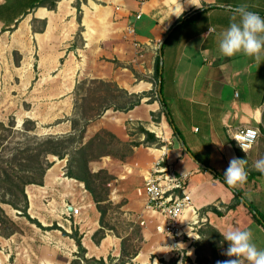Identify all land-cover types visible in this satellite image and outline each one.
I'll list each match as a JSON object with an SVG mask.
<instances>
[{"label": "crops", "instance_id": "obj_1", "mask_svg": "<svg viewBox=\"0 0 264 264\" xmlns=\"http://www.w3.org/2000/svg\"><path fill=\"white\" fill-rule=\"evenodd\" d=\"M53 1L55 7L50 8ZM76 1L0 0V34L16 30L12 35L17 48L24 62L34 66L29 74L34 82L32 92L43 94L36 98L73 100L77 84L84 78L111 81L129 93L155 89L156 98L145 96L126 111L107 108L96 121L90 119L86 129L90 136L105 129L131 147L119 164L104 160L103 165L114 173L116 196L126 198L125 212L137 223L145 220L142 244L135 256H124L122 237L101 224L92 194L77 203L69 196L70 181L84 183L66 175V163L58 160L47 169L42 184L26 186L28 213L43 227L18 209L10 214L20 229L10 236L0 234L2 264H95L90 258L115 264L121 257L126 258L125 264H174L166 236L156 229L162 216L145 209L144 176L160 148L144 143L145 134L139 130L151 131L154 117L162 111L155 77L159 56L162 96L177 128L176 133L162 112L159 123L165 137L161 140L168 147L174 170L192 171L188 190L197 208L196 216L190 211L183 216V250H188L196 264L229 259L224 255L227 244L220 241L211 246L208 226L220 233L233 228L250 230L253 242L264 250V225L210 169L224 175L231 159L247 160V182L236 189L243 193L240 198L251 201L264 215V174L253 167L255 160L264 157L262 146L256 147L264 138V62L257 64L243 54L224 57L217 41V33L230 23L227 6L247 4L250 11L264 17V0H82L81 11ZM180 16L184 19L176 22ZM210 25L217 33L207 35ZM171 28L160 53V42ZM247 125L261 130L250 154L231 137L233 130ZM71 131L69 121L62 132ZM67 203L80 207V212L69 214ZM191 217L199 222L191 225ZM55 222L59 228H51ZM73 227L80 232L87 262L70 235ZM99 229H104L102 235L96 234Z\"/></svg>", "mask_w": 264, "mask_h": 264}, {"label": "rangeland", "instance_id": "obj_2", "mask_svg": "<svg viewBox=\"0 0 264 264\" xmlns=\"http://www.w3.org/2000/svg\"><path fill=\"white\" fill-rule=\"evenodd\" d=\"M15 32L16 30L14 29L12 34L14 35ZM12 34L8 32L4 35L0 34V120L7 125L13 120L15 126L13 129L4 132V139L0 138V154L7 153L10 147L21 144L27 134H37L39 136L66 134L62 131H64L65 126L71 119H78L79 129L86 118L89 123L91 122L90 119L96 121L102 115L106 105H120L125 101V98L121 95V91L114 82L105 80L106 83H103L100 81L103 79L99 78L82 79L77 84L73 100L70 99L68 101L65 98H36L35 95L43 94H34L32 92L34 82H30L29 74L34 71V66L32 62L28 65V60L24 62V55L17 48V41L13 39ZM149 92H152V99L156 98L155 89ZM157 117V119L154 117L155 125L159 124L162 112ZM27 118L34 121V125L36 126L34 131L24 130L23 123ZM150 128L153 127L150 126ZM96 135H99V137L95 139V148L89 151V153L94 152L96 159L89 162V168L92 173L103 170L100 172L99 178H92L95 182L93 186L97 191L98 199L101 200V207L105 209L101 224L104 227L113 229V231L122 237L123 253L127 255L140 248L142 244L141 226L143 224L141 222L137 223L133 216L130 213H126L122 208L126 202V198L116 196V182L113 180L114 173L109 171L106 164L103 165V161L107 160L113 164H119L120 159H125L132 150L129 144L120 142L118 138L111 136L105 129L95 131L91 136L89 133H85L83 141L87 142ZM260 141L261 143H259ZM260 141L256 144V147L262 146L264 152V138ZM153 147H160V145L153 144ZM254 149L255 146L247 152L250 154ZM99 153L104 154L99 155ZM48 158L52 161V164L58 160H62V163H66L67 170L68 156L60 158L50 154ZM63 159H66V161H63ZM61 162L57 164L60 165L62 164ZM107 176H111V178L109 179ZM67 188L71 192L69 196L73 197L76 203L82 201L84 199L83 196L91 193L85 187V184L80 185L75 181H70ZM119 191L117 190V192ZM3 206L9 216L17 213V209L11 205L3 204ZM17 226L19 227L18 224ZM52 226V228H59L57 222ZM73 231H77L80 234L79 230H75L74 227L71 232ZM102 233H104V229L98 235H102ZM12 259L11 257V261ZM0 264H2L1 261ZM174 264H176V259Z\"/></svg>", "mask_w": 264, "mask_h": 264}, {"label": "trees", "instance_id": "obj_3", "mask_svg": "<svg viewBox=\"0 0 264 264\" xmlns=\"http://www.w3.org/2000/svg\"><path fill=\"white\" fill-rule=\"evenodd\" d=\"M82 0L76 1V6L78 11H81ZM86 1V0H83ZM50 8L55 7V2L53 1ZM184 19V17L180 16L176 22ZM45 23H43V26ZM174 26V25H173ZM172 26V27H173ZM155 76L157 78V84L159 83L160 77V56L157 58L155 65ZM103 83H106L105 80H100ZM79 84V83H78ZM116 84V83H114ZM78 86V85H77ZM118 87V86H117ZM119 88V87H118ZM121 91V95L125 98V101L120 105L108 104L105 106L107 108H114L119 110H129L134 106L141 103V100L145 96H152V92H142V93H129L124 88H119ZM157 99L160 101L162 105V111L168 121V123L174 126V121L171 116L170 110L167 108L164 97L161 96L162 90L156 89ZM152 97L150 98V100ZM99 114V113H98ZM155 116V114H154ZM158 117H156L157 119ZM72 121V131L66 134L58 135V134H49L44 136H39L37 134H27L25 139L21 144L12 146L9 148L8 152H4L0 154V234L4 236H9L15 231L19 230L16 222L9 216L3 204H9L13 208L20 210V214L26 216L30 221L36 223L38 226L43 227V225L36 219L32 218L28 213V196L26 193V186L28 184L37 183L42 184L44 181V175L46 170L52 165V161L48 158L50 154L56 155L60 158L68 156V164L66 175L69 177L76 178L82 181L85 184V187L92 193L94 200L97 203V206L101 212V221L103 219L104 210L101 207L100 201L98 199L97 191L93 186L94 178L100 177V170L96 173H92L89 168V162L96 159V155L93 153H89L92 149L95 148V139L99 137V135L94 136L89 139L87 142H84L85 133L87 129V125L89 123L88 119L83 120L81 127L78 129V119H71ZM15 126L14 121H10L7 125L5 122L0 120V138L4 137V132L13 129ZM34 121L27 118L23 123L24 130H35ZM79 130V131H78ZM139 130L145 134L144 143H148L149 145L157 144L162 145V141L155 135L154 132L140 127ZM107 131V130H105ZM174 131L177 133V128L174 126ZM24 132V131H23ZM111 136L115 137L114 134L107 131ZM264 132V130H263ZM5 138V137H4ZM3 138V139H4ZM120 141V140H119ZM122 142V141H120ZM104 153H99L102 155ZM206 167L209 168L208 164ZM216 177L220 178L224 182V175L220 173L215 168H210ZM107 178H111V176H107ZM225 183V182H224ZM226 184V183H225ZM227 185V184H226ZM228 186V185H227ZM229 187V186H228ZM231 188V187H230ZM233 189V188H232ZM235 193L240 202H243L248 209L252 212L253 216L260 221L264 225V215L261 214L253 205L251 201L248 199L241 197L243 195L241 190L234 189ZM53 226H51L52 228ZM102 232V229H99L96 234ZM65 234H68L64 230ZM208 241H210L211 246H215V244L220 241L224 244L228 243L224 241L221 233L214 227L208 226L207 228ZM76 240L79 249V255L87 262L88 259L84 257L85 248L81 242V236L77 231H73L70 234ZM138 250L127 254L129 259L136 255ZM216 257V256H215ZM214 257V258H215ZM90 261L95 264H107L103 258H90ZM126 258L121 257L119 262L115 264H125ZM73 264H79V261H75Z\"/></svg>", "mask_w": 264, "mask_h": 264}, {"label": "built area", "instance_id": "obj_4", "mask_svg": "<svg viewBox=\"0 0 264 264\" xmlns=\"http://www.w3.org/2000/svg\"><path fill=\"white\" fill-rule=\"evenodd\" d=\"M138 1L144 3V0ZM139 16L140 14H138ZM159 125L160 123L158 125L153 123L152 126L154 127L151 130L161 140V137H165V132L161 131L159 133L156 131L155 126ZM260 134L259 127L247 125L233 130L231 137L241 150H243L241 145H245L248 151L256 143ZM162 142V145L157 147L163 149L162 152L153 160L150 169L144 176L145 209L152 214L157 213L162 216V220L156 225V229L166 236V244L169 245L167 252L171 251V256L176 259V264H196L188 250H183L182 246L184 239L183 216L186 211H190L193 216L197 215V208L194 206L191 193L188 190V182L192 171L176 172L167 157L168 147L164 141ZM69 206L72 205L67 203L66 211L69 214L80 212V207L72 206V211H69ZM191 221V225L199 222L194 217H191ZM144 223L145 220H141V224ZM188 244L193 247L191 240Z\"/></svg>", "mask_w": 264, "mask_h": 264}, {"label": "clouds", "instance_id": "obj_5", "mask_svg": "<svg viewBox=\"0 0 264 264\" xmlns=\"http://www.w3.org/2000/svg\"><path fill=\"white\" fill-rule=\"evenodd\" d=\"M230 23L222 31L210 25L207 35L217 33L218 50L224 57L243 54L255 63L264 62V17L250 11L247 4L229 5ZM247 153V147L241 145ZM247 160L233 158L224 173V182L231 188L242 187L248 179ZM253 167L264 174V157L253 162ZM228 248L224 255L229 259L218 264H264V250L253 242L250 230L233 228L221 233Z\"/></svg>", "mask_w": 264, "mask_h": 264}, {"label": "water", "instance_id": "obj_6", "mask_svg": "<svg viewBox=\"0 0 264 264\" xmlns=\"http://www.w3.org/2000/svg\"><path fill=\"white\" fill-rule=\"evenodd\" d=\"M171 30H172V28L167 32V34L164 36V38L160 42V46H159L160 53L162 52L163 41L166 38V36L169 35V33L171 32ZM161 72H162V61L160 63V73ZM161 88H162V77L160 76L159 77V83H158V89H159V91H161ZM160 95L162 96V94H160Z\"/></svg>", "mask_w": 264, "mask_h": 264}, {"label": "bare ground", "instance_id": "obj_7", "mask_svg": "<svg viewBox=\"0 0 264 264\" xmlns=\"http://www.w3.org/2000/svg\"><path fill=\"white\" fill-rule=\"evenodd\" d=\"M152 127H154V126H152ZM155 128H156V131L159 132V133H160L161 131H162V132H165V131H164V128L161 126V124H160L159 126H155ZM159 150H160V152H162L163 149H159Z\"/></svg>", "mask_w": 264, "mask_h": 264}]
</instances>
